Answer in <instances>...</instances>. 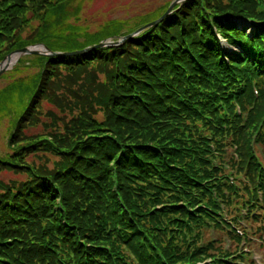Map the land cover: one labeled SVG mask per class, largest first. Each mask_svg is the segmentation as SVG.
I'll use <instances>...</instances> for the list:
<instances>
[{
    "label": "trees",
    "instance_id": "1",
    "mask_svg": "<svg viewBox=\"0 0 264 264\" xmlns=\"http://www.w3.org/2000/svg\"><path fill=\"white\" fill-rule=\"evenodd\" d=\"M66 2L0 0V61L30 43L71 53L127 36L170 1L88 43L57 44L44 33L22 42L29 12ZM38 59L23 119L49 82L45 72L89 64L109 65L97 92L104 118L73 117L55 133L58 145L17 146L18 157L50 146L60 167L2 187L0 264H256L252 246L264 251V162L254 149L264 146V0H184L121 45ZM207 231L218 233L205 239ZM225 237L232 251L218 246Z\"/></svg>",
    "mask_w": 264,
    "mask_h": 264
},
{
    "label": "rangeland",
    "instance_id": "2",
    "mask_svg": "<svg viewBox=\"0 0 264 264\" xmlns=\"http://www.w3.org/2000/svg\"><path fill=\"white\" fill-rule=\"evenodd\" d=\"M172 1L67 0L64 7L54 11L29 12V20L27 24L20 26L18 36L22 42L31 38L33 34L44 33L50 41L57 44L88 43L97 40L100 33L108 29L116 28L120 34V28L133 24L138 15L159 8L167 2H169L168 8ZM37 16L45 22L46 28L41 30L42 22ZM247 33H250L249 29ZM118 41L120 38L114 34L100 42L117 43ZM121 43L123 41H120L118 45ZM40 45L30 43L25 46L24 48L34 47L37 54L20 55L14 63L10 62L8 68L0 73V163L2 164H0V192L2 187L17 186L28 179V174L32 170L47 173L60 167L57 164L60 153L55 152L54 148L50 146L46 148L45 145L40 146L38 143L31 148L21 150L18 157L15 153L18 145L32 141L45 144V139L53 145H58L55 133H63V125L73 117L90 116L97 122L104 118L97 92L100 84L105 82V72L109 65L103 67L97 64H89L80 69L57 67L49 75L45 72L49 82L41 96L36 99L37 103L31 111L32 118L21 117L24 116L22 112L30 101L31 94L37 89L40 68H43L39 64L38 57L45 56L42 54L41 47L45 46ZM254 149L264 162V146L254 145ZM13 158L16 160L13 161ZM240 226L247 229L245 222ZM235 232L243 237L240 235L242 232L240 229ZM217 233L207 231L204 238L212 239ZM223 240L218 246L223 249L230 248L232 251L235 245L231 244L226 237ZM254 240L257 239L254 238ZM251 255L256 264H264L263 250L254 245L250 258Z\"/></svg>",
    "mask_w": 264,
    "mask_h": 264
},
{
    "label": "water",
    "instance_id": "3",
    "mask_svg": "<svg viewBox=\"0 0 264 264\" xmlns=\"http://www.w3.org/2000/svg\"><path fill=\"white\" fill-rule=\"evenodd\" d=\"M182 1H184V0H173L170 3V5L168 6L167 10L157 20H155L153 22H150V23L140 27L139 29L135 30L132 34H129V35L124 36V37H120V41H124L127 38L136 36L137 34L142 32L144 29L159 23L164 17H166L172 11L173 6H175L176 4L181 3ZM120 41H118L117 43H112V42L111 43L110 42H104L103 43V42H99L98 44H96L94 46L87 47L85 49H82V50H79V51H75V52H72V53L52 52L48 48L43 47L41 45L40 46L43 48L42 54L45 55V56H66V55H72V54H83V53L88 52V51H90L92 49H95V48L116 46V45H118L120 43ZM33 48L34 47H32V48H28V47L27 48H22V49L14 51L11 54L5 56V58L0 62V73L8 68V64H10V63H7L5 61L9 60L13 55H15V59L13 61V63H14L20 57V55H22V54H37V51L35 49H33ZM13 63H11V64H13Z\"/></svg>",
    "mask_w": 264,
    "mask_h": 264
},
{
    "label": "bare ground",
    "instance_id": "4",
    "mask_svg": "<svg viewBox=\"0 0 264 264\" xmlns=\"http://www.w3.org/2000/svg\"><path fill=\"white\" fill-rule=\"evenodd\" d=\"M15 59V55H13L9 60H6L5 62L10 63L13 62Z\"/></svg>",
    "mask_w": 264,
    "mask_h": 264
}]
</instances>
